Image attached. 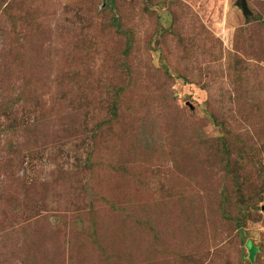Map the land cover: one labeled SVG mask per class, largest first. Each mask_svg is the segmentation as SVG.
<instances>
[{
	"label": "rangeland",
	"instance_id": "rangeland-1",
	"mask_svg": "<svg viewBox=\"0 0 264 264\" xmlns=\"http://www.w3.org/2000/svg\"><path fill=\"white\" fill-rule=\"evenodd\" d=\"M247 3L0 0V264H264Z\"/></svg>",
	"mask_w": 264,
	"mask_h": 264
},
{
	"label": "water",
	"instance_id": "water-1",
	"mask_svg": "<svg viewBox=\"0 0 264 264\" xmlns=\"http://www.w3.org/2000/svg\"><path fill=\"white\" fill-rule=\"evenodd\" d=\"M237 6L241 8L244 16L248 18V16L250 15V10L248 8L247 0H237Z\"/></svg>",
	"mask_w": 264,
	"mask_h": 264
},
{
	"label": "trees",
	"instance_id": "trees-1",
	"mask_svg": "<svg viewBox=\"0 0 264 264\" xmlns=\"http://www.w3.org/2000/svg\"><path fill=\"white\" fill-rule=\"evenodd\" d=\"M114 26H119V21L118 20H115L114 21V24H113ZM257 247V246H256ZM257 249H258V252H259V248L257 247ZM258 255V254H257ZM248 256V259H249V255H247Z\"/></svg>",
	"mask_w": 264,
	"mask_h": 264
}]
</instances>
